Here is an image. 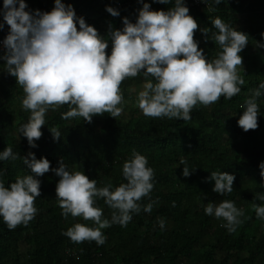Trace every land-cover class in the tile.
I'll list each match as a JSON object with an SVG mask.
<instances>
[{
    "label": "trees",
    "instance_id": "16d2710c",
    "mask_svg": "<svg viewBox=\"0 0 264 264\" xmlns=\"http://www.w3.org/2000/svg\"><path fill=\"white\" fill-rule=\"evenodd\" d=\"M27 10L50 12L55 0H25ZM71 4L78 17L94 26L100 35L107 37L110 26L122 29L127 17L135 23L138 9L149 3L151 10H168V4L158 0H63ZM185 0L198 23L194 39L209 59L217 57L219 45L211 39L218 31L212 19L219 16L226 23L249 36V43L239 53L243 60L240 75L245 83L241 92L231 99L223 96L207 106L197 104L191 110V119L151 117L133 111L127 121L114 118L108 113L94 115L91 122L83 117L62 118L68 105L49 109L42 136L30 148L28 140L18 128L28 121L30 110L24 109L23 87L16 77L8 74L0 59V151L12 146L20 154L16 160L0 161V170H6L4 180L14 182L17 176L29 173L23 157L29 151L37 159L46 157L50 170L37 177L41 181V194L35 200L38 212L27 225L19 224L9 229L0 217V264H264V219L257 217L252 205L264 204L256 199L264 193V177L259 164L264 161V95L257 98L259 104L258 127L244 131L238 120L243 114L240 107L253 91L264 82V0H221L219 5L194 4ZM18 6V5H17ZM106 6L117 9L119 16H112ZM3 0H0V9ZM0 41L10 26L0 15ZM78 25V23H77ZM209 28V39L200 30ZM6 52L0 51V57ZM111 54V42L106 49ZM151 79V77H148ZM145 77L140 74L128 77L121 84L124 97L130 89L143 85ZM125 97V98H126ZM61 132L54 139L51 128ZM144 154L155 171L154 188L150 197L140 201L142 205L154 201L152 211L132 214V220L122 226L118 223L103 229L106 242L98 245L94 240L73 242L63 233L75 223L92 225L82 217L67 218L57 200L56 186L60 177L51 169L63 161L69 170H82L89 179H96L102 187L111 182L113 186L126 182L122 166L133 150ZM181 157L188 162L191 174L185 177ZM213 171L228 172L235 176L233 191L220 195L212 189L214 181L208 178ZM233 200L244 210L243 221L235 232L222 225V218L207 215L205 205L212 201ZM174 202V204H173ZM105 217L111 218L112 209L97 200ZM165 220L160 228L158 219ZM219 257V258H218Z\"/></svg>",
    "mask_w": 264,
    "mask_h": 264
},
{
    "label": "clouds",
    "instance_id": "9594fccd",
    "mask_svg": "<svg viewBox=\"0 0 264 264\" xmlns=\"http://www.w3.org/2000/svg\"><path fill=\"white\" fill-rule=\"evenodd\" d=\"M158 2L168 4L170 0ZM202 2L214 11L211 5H219L221 0ZM27 8L25 0H3L0 15L10 30L3 41L6 52L0 59L5 61L6 72L23 87L22 106L31 114L17 131L19 136L27 138L30 148L38 147L35 141L42 136L41 128L50 108L67 104L69 110L62 113V118L79 116L88 122L97 114L120 116L125 104L120 86L128 77L140 74L145 77L137 95L138 107L145 115L185 121L191 119V110L198 103L207 106L221 96L231 99L241 92L245 83L240 75L243 58L239 53L249 43V36L216 16L212 24L218 31L212 33L211 39L221 51L216 58L209 59L194 39L199 26L189 14L185 0H175L174 7L168 10H151L149 3H143L135 23L124 17V27L110 26L107 37L78 17L74 7L63 0H55L50 12L26 11ZM106 11L112 16L120 15L111 6H106ZM3 28L4 24L0 23V29ZM200 30L209 39L210 29ZM109 42L111 54L106 52ZM257 46L264 48V43L257 42ZM262 95L264 82L240 105L243 114L238 125L244 131L258 127L257 98ZM50 131L54 139L61 138L57 128ZM18 158L20 154L10 145L0 151V161ZM23 161L29 173L17 176L7 186L3 178L6 170H0V217L10 230L35 218L38 212L35 200L41 194V181L37 177L50 170L51 162L46 157L37 159L31 151ZM180 165H183L182 174L189 176L192 170L184 157L176 167ZM259 167L264 177V161ZM51 170L60 177L56 193L62 215L67 218L71 214L93 222L92 225L77 222L63 233L73 242L94 240L103 245L106 242L103 229L116 223L126 226L132 214L139 213L142 207L145 212L152 211L154 201L150 199L146 205L140 201L150 197L155 171L149 166L148 158L135 149L122 166L126 182L118 186L109 182L98 187L96 179H89L82 170H69L63 161ZM208 179L215 182L212 189L215 193L233 191V174L213 171ZM255 198L264 201V193H257ZM98 199H103L113 210L110 219L104 216ZM252 207L257 217L264 219V204L254 203ZM204 212L226 221L222 226L230 233L243 223L244 210L233 200L218 204L210 201ZM165 223L163 218L158 219L161 229Z\"/></svg>",
    "mask_w": 264,
    "mask_h": 264
},
{
    "label": "rangeland",
    "instance_id": "374dc122",
    "mask_svg": "<svg viewBox=\"0 0 264 264\" xmlns=\"http://www.w3.org/2000/svg\"><path fill=\"white\" fill-rule=\"evenodd\" d=\"M142 86L136 89L135 88L130 89V91L127 93V97L126 96H125L126 98L124 97L125 100L124 112L117 118H119L122 121H127L132 116L133 111H137V110L141 114H144L137 104L138 91L142 89Z\"/></svg>",
    "mask_w": 264,
    "mask_h": 264
},
{
    "label": "built area",
    "instance_id": "2783aa9c",
    "mask_svg": "<svg viewBox=\"0 0 264 264\" xmlns=\"http://www.w3.org/2000/svg\"><path fill=\"white\" fill-rule=\"evenodd\" d=\"M200 3H201V4H205V5L207 6V4L204 3V2H202V0H194V3H193L192 5H194V4L199 5ZM77 27H78V29H79V25H77ZM5 38H6V37H5ZM5 38H4V39H5ZM4 39H2V40L0 41V51H1V52L5 50V46H4V43H3Z\"/></svg>",
    "mask_w": 264,
    "mask_h": 264
}]
</instances>
